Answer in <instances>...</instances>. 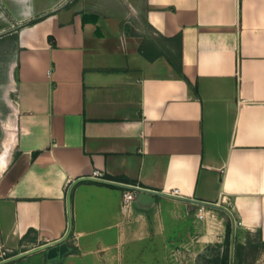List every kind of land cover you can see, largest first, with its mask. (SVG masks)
<instances>
[{
	"label": "crops",
	"instance_id": "obj_1",
	"mask_svg": "<svg viewBox=\"0 0 264 264\" xmlns=\"http://www.w3.org/2000/svg\"><path fill=\"white\" fill-rule=\"evenodd\" d=\"M202 205L264 251V0H0V239L71 248L7 264H158Z\"/></svg>",
	"mask_w": 264,
	"mask_h": 264
},
{
	"label": "rangeland",
	"instance_id": "obj_2",
	"mask_svg": "<svg viewBox=\"0 0 264 264\" xmlns=\"http://www.w3.org/2000/svg\"><path fill=\"white\" fill-rule=\"evenodd\" d=\"M212 213L214 215L210 221L207 220L208 223L203 225L202 222L197 221L199 226L193 227V232L186 240L182 239L177 243L160 242L147 245L160 252V259L156 262L158 264H219L220 259L228 250L231 255L232 235L228 237L226 227L229 215L216 210ZM151 260L150 252H148L145 256V263ZM248 263L264 264V251L255 250Z\"/></svg>",
	"mask_w": 264,
	"mask_h": 264
},
{
	"label": "water",
	"instance_id": "obj_3",
	"mask_svg": "<svg viewBox=\"0 0 264 264\" xmlns=\"http://www.w3.org/2000/svg\"><path fill=\"white\" fill-rule=\"evenodd\" d=\"M116 184H119V183H116ZM124 186H127V185H124ZM131 187L138 191V198L140 199L141 202L145 204L156 202L157 196L167 195L164 192L153 190V189H148V188H143V187H133V186ZM193 201L198 202V204L204 203L209 206L216 207V208H224L222 205L218 203H205L202 201H195V200ZM235 236H236V227L234 226L233 231H232V243H231L232 251H231L230 264H234V254H235V244H236ZM66 238L67 237H63L62 239L55 241L54 243H49L42 247L14 255L4 261H1L0 264H7L9 262L20 259L24 257L25 255H28L30 253H33L35 251L42 250V249H45L47 251L48 260H61L71 250L69 243L66 241Z\"/></svg>",
	"mask_w": 264,
	"mask_h": 264
},
{
	"label": "built area",
	"instance_id": "obj_4",
	"mask_svg": "<svg viewBox=\"0 0 264 264\" xmlns=\"http://www.w3.org/2000/svg\"><path fill=\"white\" fill-rule=\"evenodd\" d=\"M92 179L94 180H98V181H103V182H107L109 181L104 175L103 173H101L100 171H95V173L93 175H91ZM70 184V182H67V186ZM164 193H168L174 196H180L181 195V191L180 188L175 187L171 190H167V191H163ZM138 198V191L133 189V188H126L123 192V200H122V205H121V210L122 213L131 218L132 213H133V207H134V203ZM218 204H220V202H218ZM210 210H208L205 206H199L198 208V212H197V217L199 220H207L209 218V213ZM232 216V213L231 215ZM239 224H241L242 222L239 221ZM12 249H10L9 247H7L0 239V262L4 261L10 257H12Z\"/></svg>",
	"mask_w": 264,
	"mask_h": 264
},
{
	"label": "trees",
	"instance_id": "obj_5",
	"mask_svg": "<svg viewBox=\"0 0 264 264\" xmlns=\"http://www.w3.org/2000/svg\"><path fill=\"white\" fill-rule=\"evenodd\" d=\"M180 39L181 37L179 36V40ZM179 49H180L179 54L181 57V43H180ZM177 67L181 70V62L177 64ZM226 227H227V235L228 237H230L233 231V225H232L231 220H228ZM257 249H259L257 245L248 246V245H244V244L236 242L235 254H234V264H251V263H248V261L252 253ZM230 259H231V255L229 254V250H228L225 253V255L220 259L219 264H230Z\"/></svg>",
	"mask_w": 264,
	"mask_h": 264
}]
</instances>
